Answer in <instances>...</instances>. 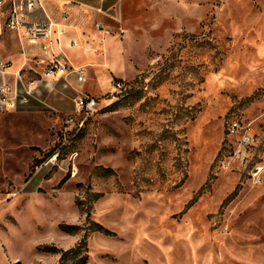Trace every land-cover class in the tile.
I'll use <instances>...</instances> for the list:
<instances>
[{"label": "rangeland", "instance_id": "1", "mask_svg": "<svg viewBox=\"0 0 264 264\" xmlns=\"http://www.w3.org/2000/svg\"><path fill=\"white\" fill-rule=\"evenodd\" d=\"M121 7L84 81L0 75V264H264V0Z\"/></svg>", "mask_w": 264, "mask_h": 264}, {"label": "crops", "instance_id": "2", "mask_svg": "<svg viewBox=\"0 0 264 264\" xmlns=\"http://www.w3.org/2000/svg\"><path fill=\"white\" fill-rule=\"evenodd\" d=\"M0 7V59L10 67L5 76H24V72L36 76L46 75V64L57 55L66 56L74 65L92 59L84 52L83 42L93 35L95 25L114 17L116 7L123 0H41V6L26 11L22 25L8 27L13 11V0H3ZM16 1V5L18 0ZM38 23L50 26L42 36H33L29 30ZM73 42L76 44L73 45ZM1 75V74H0ZM59 76V75H58Z\"/></svg>", "mask_w": 264, "mask_h": 264}, {"label": "built area", "instance_id": "3", "mask_svg": "<svg viewBox=\"0 0 264 264\" xmlns=\"http://www.w3.org/2000/svg\"><path fill=\"white\" fill-rule=\"evenodd\" d=\"M4 4L3 0H0V7ZM37 6H41V0H18L17 5L16 1L13 0V11L11 13L10 21L8 22V27L11 29H17L22 25V19L25 16L26 11H32ZM2 18V14L0 11V21ZM50 26L47 25V23H38L37 25L33 26L29 32L33 36H42L47 33V29ZM10 67V64L6 61H3L0 59V74L1 76L5 77L6 70ZM72 74H76L78 76L79 81H84V70L77 69V68H71L70 64L67 63L64 59L59 58L57 55L54 54L52 59H50L46 64V75L47 76H70ZM23 89L25 94L21 96L20 100L17 93V87L14 92V96L12 98L13 105L17 104V101L19 100L20 103L26 104L30 101V97H34L32 94V88L30 86H24ZM6 86L3 87V93L5 94L7 92ZM77 104L80 107V109H88L92 110L96 106V101L93 98L87 97V96H79L77 98ZM231 129L233 132H241V136L239 138L240 140V148L248 149L250 145L253 143V137L250 135L248 127H242L241 124L238 122H233ZM237 130V131H236ZM241 152V149H240ZM264 170L263 166H258L254 174L256 176L260 175V173Z\"/></svg>", "mask_w": 264, "mask_h": 264}, {"label": "trees", "instance_id": "4", "mask_svg": "<svg viewBox=\"0 0 264 264\" xmlns=\"http://www.w3.org/2000/svg\"><path fill=\"white\" fill-rule=\"evenodd\" d=\"M95 230L104 231L105 233H110L109 230L103 228L99 224H96ZM85 248L82 244L64 251L61 257V262L59 264H87L89 256L85 254Z\"/></svg>", "mask_w": 264, "mask_h": 264}]
</instances>
